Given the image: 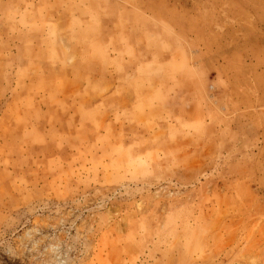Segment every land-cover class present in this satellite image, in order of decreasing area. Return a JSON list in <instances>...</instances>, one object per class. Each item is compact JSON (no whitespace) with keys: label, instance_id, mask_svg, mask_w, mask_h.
<instances>
[{"label":"rangeland","instance_id":"obj_1","mask_svg":"<svg viewBox=\"0 0 264 264\" xmlns=\"http://www.w3.org/2000/svg\"><path fill=\"white\" fill-rule=\"evenodd\" d=\"M0 264H264V0H0Z\"/></svg>","mask_w":264,"mask_h":264}]
</instances>
